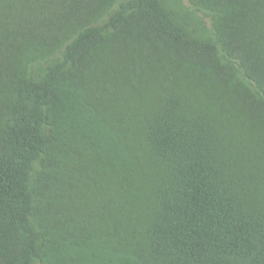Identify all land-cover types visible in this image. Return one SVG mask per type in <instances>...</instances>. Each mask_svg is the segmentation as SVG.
Instances as JSON below:
<instances>
[{"label":"trees","instance_id":"1","mask_svg":"<svg viewBox=\"0 0 264 264\" xmlns=\"http://www.w3.org/2000/svg\"><path fill=\"white\" fill-rule=\"evenodd\" d=\"M0 264H264V0H0Z\"/></svg>","mask_w":264,"mask_h":264}]
</instances>
